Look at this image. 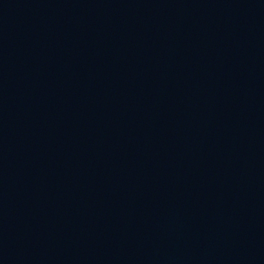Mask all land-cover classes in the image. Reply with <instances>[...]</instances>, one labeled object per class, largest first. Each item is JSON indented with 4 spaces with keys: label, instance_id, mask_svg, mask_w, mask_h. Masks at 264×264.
Instances as JSON below:
<instances>
[{
    "label": "water",
    "instance_id": "obj_1",
    "mask_svg": "<svg viewBox=\"0 0 264 264\" xmlns=\"http://www.w3.org/2000/svg\"><path fill=\"white\" fill-rule=\"evenodd\" d=\"M0 264H264V0H0Z\"/></svg>",
    "mask_w": 264,
    "mask_h": 264
}]
</instances>
